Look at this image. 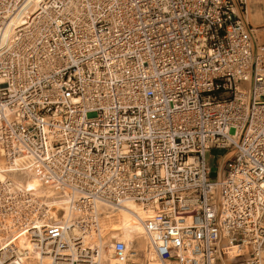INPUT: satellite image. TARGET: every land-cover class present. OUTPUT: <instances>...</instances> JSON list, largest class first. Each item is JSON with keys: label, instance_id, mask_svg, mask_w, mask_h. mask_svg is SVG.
<instances>
[{"label": "built area", "instance_id": "2783aa9c", "mask_svg": "<svg viewBox=\"0 0 264 264\" xmlns=\"http://www.w3.org/2000/svg\"><path fill=\"white\" fill-rule=\"evenodd\" d=\"M0 150L1 264H260L264 0H0Z\"/></svg>", "mask_w": 264, "mask_h": 264}, {"label": "bare ground", "instance_id": "6f19581e", "mask_svg": "<svg viewBox=\"0 0 264 264\" xmlns=\"http://www.w3.org/2000/svg\"><path fill=\"white\" fill-rule=\"evenodd\" d=\"M32 10H33V8H31L30 11H32ZM0 154H1V150H0ZM20 162H21V160L16 159L15 165L19 164ZM2 166H3V160L0 159V179L7 177V173H3L5 169L2 170V168H3ZM11 167H13V166H11ZM9 171H13V170H9ZM9 175H11L14 180H20L23 178V177L19 178L17 175H14V172H12ZM29 179L33 180V178H30V177H29ZM18 183L23 184V186L29 190H35L37 193H41L40 192L41 189L32 188L26 182H18ZM48 196L50 197V195H48ZM66 200L67 199H64V201H66ZM52 202H54L53 204L58 207L59 204L62 203V200H52ZM66 209H67V207H66ZM150 213L151 212H149V211L142 210L133 202L127 201L124 203V207L121 208L120 210L115 211V212L103 213V216L101 217L100 222H101V225L103 226L104 230L106 229V230L110 231V236L106 237L107 239L109 237H117L119 235L118 238L121 240H124L126 246L129 247V245L132 241H136L137 245H139V247L137 249H144L145 248L144 247L145 242L143 239V227L141 224V220L143 218H145ZM111 221H116V222L111 223L109 226V223ZM131 226L135 232V235H137L136 237L131 234V231H132ZM86 245H87V243H84L81 246V248H83L84 246L86 247ZM83 253H84L83 250H77V249L71 250V252H70L71 262L69 264H82V263H78V262L87 261L84 259L83 256H85V254H83ZM87 253H89V252H87ZM147 256L150 259L148 264H162L159 261L155 260L154 258H151L150 254H147ZM1 261L2 260L0 257V264H1ZM96 261H98L99 263L103 262L104 264H123L121 261H118L117 259L112 257L107 250L102 249V248L97 253V257H96L94 262H96ZM260 264H264V257L261 258Z\"/></svg>", "mask_w": 264, "mask_h": 264}, {"label": "rangeland", "instance_id": "374dc122", "mask_svg": "<svg viewBox=\"0 0 264 264\" xmlns=\"http://www.w3.org/2000/svg\"><path fill=\"white\" fill-rule=\"evenodd\" d=\"M256 16L255 17H253L252 15H251V13L248 15V17L250 18V19H255V24H261L262 23V18L260 17V15H259V12L257 11L256 13ZM251 16V17H250ZM223 153V150H219V149H212L211 151H210V159H209V163H210V165H211V173H210V179L211 180H215V171H216V166L218 165V158L220 157V155ZM0 159H2L1 157H0ZM3 160V159H2ZM5 162H4V160H3V168H2V170H4L7 166L4 164ZM8 168V167H7ZM10 170H13V169H10ZM4 171H7L6 169L4 170ZM7 177H10V178H12V176L11 175H9L8 173H7ZM29 177L30 178H33V180H31V179H29ZM13 179V178H12ZM15 181H18V182H26L29 186H31L32 188H36V189H41V187H40V183H39V180L37 179V177L35 176V175H33V174H29V175H27L25 178H22V179H20V180H15ZM40 192H41V190H40ZM114 222H116V221H111L110 223H109V226H110V224L111 223H114ZM131 229H132V226H131ZM131 234L133 235V236H137V235H135V232H134V230L132 229V231H131ZM109 236V234H107L106 235V237H108ZM117 237H119V235L117 236ZM135 245H137V242L136 241H132L131 243H130V245L129 246H135ZM136 248H138L139 247V245H137V246H135Z\"/></svg>", "mask_w": 264, "mask_h": 264}]
</instances>
